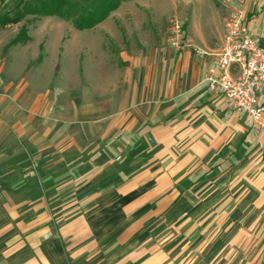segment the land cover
I'll use <instances>...</instances> for the list:
<instances>
[{
    "label": "crops",
    "instance_id": "1",
    "mask_svg": "<svg viewBox=\"0 0 264 264\" xmlns=\"http://www.w3.org/2000/svg\"><path fill=\"white\" fill-rule=\"evenodd\" d=\"M188 4L180 51L175 0L123 2L87 30L0 26V264H190L175 212L203 208L229 213L228 258L241 244L240 264H264V133L208 90L225 27ZM235 12L264 47V0Z\"/></svg>",
    "mask_w": 264,
    "mask_h": 264
},
{
    "label": "built area",
    "instance_id": "2",
    "mask_svg": "<svg viewBox=\"0 0 264 264\" xmlns=\"http://www.w3.org/2000/svg\"><path fill=\"white\" fill-rule=\"evenodd\" d=\"M225 33L221 51L208 68L205 82L208 90L224 98L229 110L249 116L257 131L264 133V47L252 33L242 12L231 14L224 21ZM166 41L170 48L180 51L192 44L186 40L184 22L169 19ZM201 57L207 53L196 48Z\"/></svg>",
    "mask_w": 264,
    "mask_h": 264
},
{
    "label": "rangeland",
    "instance_id": "3",
    "mask_svg": "<svg viewBox=\"0 0 264 264\" xmlns=\"http://www.w3.org/2000/svg\"><path fill=\"white\" fill-rule=\"evenodd\" d=\"M4 1H6V5L8 6L18 2V0ZM191 2L192 4L190 6L192 10L194 7H197L196 11L198 12L199 10V12H202L205 19H207L208 23L214 28V26H216L213 22L215 13H218L222 25H224L225 19L231 15L228 14L230 12V7H237L238 4L241 3V0H175V9L171 12L167 21L169 22L171 17L176 16L186 25L189 16L188 9L190 8L188 3ZM1 6L2 0H0V7ZM217 24L218 26L221 25L219 23ZM175 214L176 217H179L178 222H180L175 227L176 251L184 255L185 258H190V264H240L242 262V259L238 260L241 244L234 249V251L238 253L236 254L238 256L228 258L227 254L229 251L226 246L229 242L222 240L220 235L222 229L215 226L216 221L221 222L225 218H229V213H220L214 210H205V208H203L200 211L192 213L176 211ZM188 214H190V217L187 216V218H185L186 223L183 224L182 217ZM257 215L258 213H256V216ZM224 231L225 230H223V232ZM255 231V251L258 248L264 249V229L258 228L255 229ZM221 252H223L222 256L215 262L214 257L216 253L219 254ZM260 262L264 263V260Z\"/></svg>",
    "mask_w": 264,
    "mask_h": 264
},
{
    "label": "trees",
    "instance_id": "4",
    "mask_svg": "<svg viewBox=\"0 0 264 264\" xmlns=\"http://www.w3.org/2000/svg\"><path fill=\"white\" fill-rule=\"evenodd\" d=\"M126 1L130 0H18L11 6L3 4L0 26L17 24L30 14L58 17L77 30H87L103 22Z\"/></svg>",
    "mask_w": 264,
    "mask_h": 264
}]
</instances>
